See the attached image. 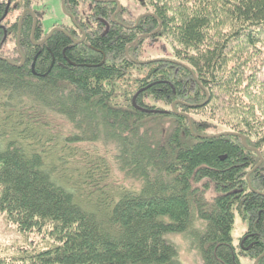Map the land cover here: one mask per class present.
Instances as JSON below:
<instances>
[{
  "label": "trees",
  "instance_id": "1",
  "mask_svg": "<svg viewBox=\"0 0 264 264\" xmlns=\"http://www.w3.org/2000/svg\"><path fill=\"white\" fill-rule=\"evenodd\" d=\"M90 1L61 0L76 37L33 46L25 16L0 52V219L21 237L0 264H183L168 237L191 232L200 264H264V0H146L135 20ZM157 39L175 60L145 58Z\"/></svg>",
  "mask_w": 264,
  "mask_h": 264
},
{
  "label": "rangeland",
  "instance_id": "2",
  "mask_svg": "<svg viewBox=\"0 0 264 264\" xmlns=\"http://www.w3.org/2000/svg\"><path fill=\"white\" fill-rule=\"evenodd\" d=\"M115 1L120 6L126 8L127 12L120 18L131 20L138 19L139 17L149 14L152 11V7L146 0H105ZM32 9L38 13L41 21V25L45 31L52 29V27L59 23H65L67 21L66 13L64 12L61 0H31ZM91 2L88 0V3ZM88 6V4L86 5ZM81 12L85 14L87 7H81ZM11 42L8 43L10 45ZM12 47V45H10ZM145 58L152 60H165L173 61L175 56L173 53V47L170 43L157 39L153 45H144ZM228 132L226 126L213 124V126L207 128L202 136H213L216 134H222ZM244 231L243 223L236 217L235 225L232 232L234 242L241 236ZM180 254V260L183 264H200V255L195 244V235L187 233L186 235L180 236H169ZM16 241H21V237L9 231L2 220L0 219V249L11 245ZM241 264H252L247 258L241 257Z\"/></svg>",
  "mask_w": 264,
  "mask_h": 264
},
{
  "label": "flooded vegetation",
  "instance_id": "3",
  "mask_svg": "<svg viewBox=\"0 0 264 264\" xmlns=\"http://www.w3.org/2000/svg\"><path fill=\"white\" fill-rule=\"evenodd\" d=\"M32 5V4H31ZM31 5H29V7H24L22 8L21 10H18V11H13L12 15H8V7L10 6L9 2L8 4H6V9L4 11V14L1 16L0 18V52H3V54L7 55L9 54L7 50H12L13 49V44L15 46L18 45V41H19V37H20V24H21V21L23 20V18L25 16H27V18H30L31 17V43L33 44V46L36 45V43L33 42V38H34V31H35V26H36V20H39L40 21V17L38 15L37 12H35ZM64 9V7H63ZM65 12V11H64ZM36 13L38 15V17L34 14ZM18 14H20V18L18 19V22L16 21V18L18 16ZM66 18H67V21L65 23H59V24H56L52 27V29H49L47 31H45L41 25V21H40V27L42 28V30H40V35H39V38L40 36H44V39H39V42L41 41H45V40H48L49 38H47V36L50 34L55 32V31H61L63 33H68V34H73L75 37L77 36L78 34V30H77V26L75 25V23L73 22V20L71 19V16L66 14ZM17 24V25H15ZM6 28H8L10 31L8 32L6 30ZM16 28V30L14 29ZM14 31L17 33V37L14 39V41L10 40V38L12 39V36H13V33ZM8 33L10 35H8ZM67 34V35H68ZM49 36V37H50ZM78 39L75 38V40H73V42H78L77 41ZM11 42L10 45H12V47H10V45H8V43ZM37 46V45H36ZM3 47V48H2ZM6 52V53H5ZM6 58V57H4ZM22 64L20 63V66L23 65L24 63V60L22 59L21 60ZM246 240H247V237L243 238L241 240V243H240V246L241 247H244V249H246L247 251H249V249L252 247L253 243H246Z\"/></svg>",
  "mask_w": 264,
  "mask_h": 264
},
{
  "label": "water",
  "instance_id": "4",
  "mask_svg": "<svg viewBox=\"0 0 264 264\" xmlns=\"http://www.w3.org/2000/svg\"><path fill=\"white\" fill-rule=\"evenodd\" d=\"M158 30H159V28L157 29V31H158ZM157 31H156V32H157ZM156 32H155L154 34H156ZM49 36H50V34L47 36V38H49ZM43 42H44V41H41V42L37 43L36 45H37V46H40L41 44H43ZM21 64H22V62H21ZM18 66H20V65H18ZM140 92H142V91H138V92L136 93V95L134 96V98H133V104H134V105H135V99H136L137 95H138ZM138 109H139V108H138ZM139 111H142V112H151V111L142 110V109H140ZM152 112L161 113V112H158V111H152ZM241 140H242V145H243L245 148H247V146H246V144H245V140H244V138H241ZM262 256H264V254H263ZM254 264H258V261H255Z\"/></svg>",
  "mask_w": 264,
  "mask_h": 264
}]
</instances>
